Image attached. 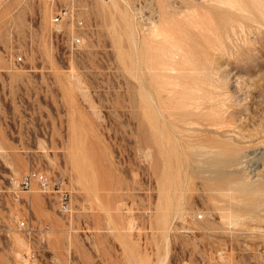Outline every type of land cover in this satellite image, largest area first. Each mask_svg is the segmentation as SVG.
<instances>
[{"label": "rangeland", "instance_id": "rangeland-1", "mask_svg": "<svg viewBox=\"0 0 264 264\" xmlns=\"http://www.w3.org/2000/svg\"><path fill=\"white\" fill-rule=\"evenodd\" d=\"M0 264H264V0H0Z\"/></svg>", "mask_w": 264, "mask_h": 264}, {"label": "built area", "instance_id": "built-area-1", "mask_svg": "<svg viewBox=\"0 0 264 264\" xmlns=\"http://www.w3.org/2000/svg\"><path fill=\"white\" fill-rule=\"evenodd\" d=\"M65 10V9H62ZM65 14V13H64ZM62 15L57 14L52 19L53 31L57 34L61 33L60 22ZM81 44L79 37H73L72 45L78 46ZM17 60L20 61L21 57L18 56ZM63 179L61 177H51L45 171L41 170H29L23 173L18 179V190L21 192H30L33 186H37L39 190L45 194H56L57 196V210L61 214H67L70 212V196L67 190L62 188ZM17 190V191H18ZM15 194V192H13ZM15 201H20V196L15 194ZM23 198V197H22ZM24 201V200H23ZM27 203V201H25ZM198 219L202 218V215H196ZM16 219V216H14ZM17 228L24 233L29 239L35 240L38 243L46 244L50 234V228L48 225H35L30 226L26 217H18L16 221Z\"/></svg>", "mask_w": 264, "mask_h": 264}, {"label": "bare ground", "instance_id": "bare-ground-1", "mask_svg": "<svg viewBox=\"0 0 264 264\" xmlns=\"http://www.w3.org/2000/svg\"><path fill=\"white\" fill-rule=\"evenodd\" d=\"M154 25V24H153ZM156 28V27H155ZM155 28H154V32H155ZM151 31V30H150ZM153 32V33H154ZM155 34V33H154ZM153 34V35H154ZM165 34V33H164ZM151 35V34H150ZM166 36L168 35V34H165ZM156 36V35H155ZM160 37H162V36H160ZM168 37V36H167ZM155 38V37H154ZM157 39V38H156ZM155 40V39H154ZM159 40H160V38H159ZM162 42H163V40H162ZM161 44V43H160ZM160 44H159V46H160ZM164 48V47H163ZM165 50V49H164ZM173 52H175V51H173ZM176 54V53H175ZM182 54V53H181ZM180 54V55H181ZM168 55V54H167ZM171 54H169V56H170ZM170 58V57H169ZM172 59H173V57H172ZM170 60V59H169ZM174 60V59H173ZM176 60V59H175ZM174 60V61H175ZM167 63H169V62H167ZM176 64V63H175ZM192 64V63H191ZM164 65V64H163ZM168 66H169V64H168ZM176 66V65H175ZM171 68V67H170ZM162 69V68H161ZM176 69V68H175ZM163 70V69H162ZM198 90V89H197ZM200 90V89H199ZM197 92L198 91H196V94H197ZM195 94V95H196ZM201 98V97H200ZM198 101V100H197ZM204 102V101H203ZM196 103V102H195ZM199 107V106H198ZM201 107V106H200ZM205 107V106H204ZM197 108V107H196ZM196 111H198V110H196ZM189 119V118H188ZM218 180H220V179H218ZM222 182V181H221ZM217 183V182H216ZM223 183V182H222ZM223 185H225V184H223ZM230 186V185H229ZM233 186V185H232ZM226 187H228V186H226ZM237 187V186H236ZM239 187V186H238ZM213 188V187H212ZM231 188H233L234 189V187H231ZM240 188V187H239ZM241 188H242V186H241ZM228 189V188H227ZM236 189H238V188H236ZM221 190V189H220ZM229 191H230V189H229ZM235 191V190H234ZM223 192V191H222ZM225 193V192H224ZM231 193V192H230ZM245 193V192H244ZM239 194V193H238ZM242 194V193H241ZM245 195V194H244ZM230 196V195H229ZM243 195H241V197H242ZM240 197V196H239ZM256 201V200H255ZM260 203V202H259ZM251 204H252V202H251ZM255 204H257L256 202H255ZM240 206V205H239ZM238 206V207H239ZM253 206V205H252ZM244 207V206H243ZM250 207V206H249ZM257 208V206L255 207V209ZM243 209V208H242ZM247 209H249V208H247ZM250 210H253L252 208H250Z\"/></svg>", "mask_w": 264, "mask_h": 264}, {"label": "crops", "instance_id": "crops-1", "mask_svg": "<svg viewBox=\"0 0 264 264\" xmlns=\"http://www.w3.org/2000/svg\"><path fill=\"white\" fill-rule=\"evenodd\" d=\"M29 199H30V201L32 200L31 203L32 202H34V203L37 202L36 208H38V210L42 212V206L39 204L40 203V199L39 198H35V197H29ZM24 201H27V200L24 198ZM27 203H28V201H27ZM34 203H32V204L34 205Z\"/></svg>", "mask_w": 264, "mask_h": 264}]
</instances>
